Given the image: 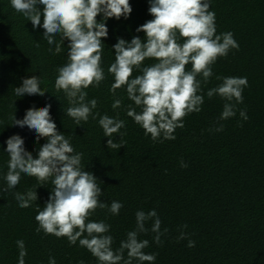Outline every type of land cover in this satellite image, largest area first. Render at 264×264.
Here are the masks:
<instances>
[{
  "label": "trees",
  "instance_id": "16d2710c",
  "mask_svg": "<svg viewBox=\"0 0 264 264\" xmlns=\"http://www.w3.org/2000/svg\"><path fill=\"white\" fill-rule=\"evenodd\" d=\"M209 2L216 32L231 31L238 48L217 58L213 75L207 84L202 82L200 94L219 84L217 77H246L247 87L242 102L235 105L236 115L220 121L224 101L215 95L211 99L205 96L200 112L186 115L184 126L174 132L175 139L163 142L152 141L126 116L125 108L132 102L123 88L115 95L108 91L112 77L107 66L114 59L111 45L117 38L143 37L135 29L152 18L147 0H129L131 12L126 19L106 21L108 35L102 38L101 55L105 79L97 87L84 89L86 100L97 101L94 112L125 122L120 130L124 135L113 134L114 142L122 141L123 145L113 149L106 147L107 137L102 136L91 116L75 125L63 112L69 105L53 85L57 67L66 61V46L62 44L60 53L50 55L40 31H33L30 22L11 8L9 0H0V174L7 171L5 140L20 136L25 151L33 158L45 142L44 138L35 140L26 129L13 127L9 117L15 114L23 119L26 110L47 103L57 131L69 139L74 151L82 153L84 170L97 178L102 189L100 200L105 204L116 200L123 205L118 215L97 208L88 217L110 226L113 249L134 228L136 210L155 209L161 230L167 229L161 236L162 243H153L151 232L138 237L149 241L144 251L155 254L153 264H264V0ZM153 62L146 59L143 64ZM189 68L185 65V70ZM137 74L133 70L132 75ZM32 76L40 80L41 90H47L44 95L15 97L13 89ZM116 98L121 99V106L112 109ZM241 109L247 114L246 120L239 116ZM218 124H223L222 131L212 130ZM181 161L187 167H181ZM36 184L34 177L22 175L13 191L24 193ZM51 187L50 181L37 186V200L27 208L17 207L11 193L0 194V264H16L18 239L24 241L25 264H48L49 256L56 264H97L78 243L69 245L65 237L34 231L36 210L43 207ZM151 222L147 221L145 227ZM181 231L186 239L178 240ZM187 239L195 242L194 247L186 246Z\"/></svg>",
  "mask_w": 264,
  "mask_h": 264
},
{
  "label": "clouds",
  "instance_id": "9594fccd",
  "mask_svg": "<svg viewBox=\"0 0 264 264\" xmlns=\"http://www.w3.org/2000/svg\"><path fill=\"white\" fill-rule=\"evenodd\" d=\"M9 4L30 22L33 31H40L50 55L60 53L62 44L66 46V61L57 67L53 85L69 105L63 112L75 125L88 121L90 116L95 119L102 136L107 137V148L123 145L122 141L114 142L113 134L124 135L120 131L125 127L124 120L94 112L97 101L86 100L84 89L89 85L97 87L105 79L101 55L102 38L108 35L106 21L126 19L131 12L129 0H9ZM147 4L152 18L135 29L143 37L117 38L111 45L114 59L107 66V73L112 77L109 93L115 95L117 89L123 88L126 98L132 102L125 108L126 116L154 142L174 140L175 130L184 126L183 118L200 112L205 96L211 99L215 95L224 101L220 121L235 116V105L242 102V92L247 87L246 77H217L221 82L200 94L202 82L207 84L213 75L212 65L217 58L238 48L231 31L216 32L215 14L209 10V0H147ZM146 59L154 62L144 65ZM185 65L190 68L185 70ZM133 70L139 74L133 76ZM45 91L41 90L40 80L32 76L22 80L13 94L15 97L43 96ZM120 106L121 99H113L111 108ZM49 109L50 105L45 103L39 109L26 110L23 119H17L15 114L9 117L13 127L26 129L35 140L44 138L45 142L33 158L25 151L20 136L13 135L4 141L3 151L8 160L7 171L0 174V194L11 193L17 207L27 208L37 200L34 189L50 181L48 198L34 216L37 222L34 231L65 237L69 245L78 243L97 264H153L155 254L144 251L149 241L138 237L151 232L152 242L162 243L161 236L167 229L161 230L155 209L136 210L134 228L113 249L110 226L103 220L92 221L88 217L97 208H106L108 214L118 215L123 205L116 200L110 204L100 200L102 189L97 178L84 170L82 153L74 151L69 139L57 131ZM239 116L242 120L248 118L243 109ZM222 129L223 124H218L212 130ZM180 166L187 167V164L181 161ZM22 175L34 177L36 187L24 193L13 191ZM149 220L151 225L146 228ZM177 239H186V233L181 231ZM15 244L16 264H25L24 241L18 239ZM194 245L193 240L187 239V247ZM48 264H56L55 258L49 256Z\"/></svg>",
  "mask_w": 264,
  "mask_h": 264
}]
</instances>
